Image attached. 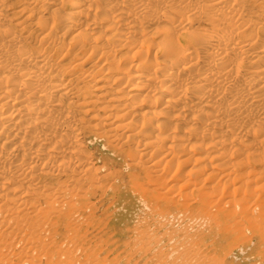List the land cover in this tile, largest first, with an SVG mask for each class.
Wrapping results in <instances>:
<instances>
[{"label": "bare ground", "instance_id": "1", "mask_svg": "<svg viewBox=\"0 0 264 264\" xmlns=\"http://www.w3.org/2000/svg\"><path fill=\"white\" fill-rule=\"evenodd\" d=\"M250 163L263 193L264 0H0V264H80L109 192L104 235L139 209L161 258L213 264Z\"/></svg>", "mask_w": 264, "mask_h": 264}, {"label": "rangeland", "instance_id": "2", "mask_svg": "<svg viewBox=\"0 0 264 264\" xmlns=\"http://www.w3.org/2000/svg\"><path fill=\"white\" fill-rule=\"evenodd\" d=\"M202 160L206 163V165L210 164L207 159L203 158V153L195 152L191 154L189 161L185 163L186 165L180 168L176 178H181L183 176L182 174L184 170L188 166H195V164L202 162ZM248 165L249 166L243 167L242 169L238 168L236 170V174L240 176L238 177L239 179L246 177L249 180H253L252 183L248 185L249 188H246L249 190L243 191V189H245L244 187L238 190L236 189V187L239 185L238 182L236 180H228L226 181V188L223 191L222 199H220V201H218L210 209L211 211L215 208L220 207L226 209V215L222 220L223 223L221 224V229L224 230V235L226 236V245H221L220 243L218 246H214L213 240H211V242H208V244H210L209 249H199V252H201L202 254H207V256L210 258L213 257V264H264V217L263 221L259 222V217L252 211V207L254 205H259L264 210V190L263 193H260V189L253 187L255 184L259 185V183H256L257 179H255L258 177V175L256 174L257 166L253 163H250ZM216 173H218V170L213 169L212 171L206 168L198 171V178L204 176V178L207 179L209 177L210 181H215L218 178L215 175ZM211 174L214 175L211 176ZM176 183L177 185L182 184L181 182ZM162 189L160 190L162 191ZM125 190H130L129 185H126ZM251 194H253L254 196ZM242 196H244V198L246 199V202L242 204V207L246 209L244 214L245 218H241L240 215L238 218V211H233L230 204H226L225 207L222 203L224 201L232 199V197L238 199ZM110 197L115 200H113L112 202V198ZM114 201L118 203L115 204ZM99 205L100 206L97 209L96 213L94 215L91 213V217H94V219L96 220L95 222L98 223V228L96 230H90L89 237L83 238L84 243L86 240H89V243L86 242L84 244V248L88 249L89 251L81 256L80 264H176L172 260L161 258L162 250H160V247H157L158 249H152L153 247L157 246V243L159 242L158 240L162 239V237L159 236L160 232L156 235L148 232L146 233L145 231H143L146 230V228L142 227L140 222L144 221L145 223L147 222L148 225L153 226V218L143 219L144 216L141 215L142 212H140L139 209H136L135 212L133 211L132 213H129L130 216L127 217L124 224L121 223V229L118 234L111 233L108 235H104L102 233L103 224L106 222L104 218L106 217V215L112 216V212H114L115 210H125L126 200H117L111 194V192H109L103 198L101 204ZM133 205H137L135 200ZM138 207V205L135 206V208ZM247 218H251L254 222L248 225V223H246ZM178 229L173 228V231L171 233L166 232V236L164 237L163 241L160 242L166 244L171 235H176L179 233ZM180 231H182L181 228ZM184 235L189 236L190 232L185 231L182 236ZM189 239L192 240L189 244V249H191L193 245H196V242L195 238L193 237H190ZM198 246L196 245V247ZM212 246L215 247L213 251L211 250ZM223 248H226V254L225 251H223ZM225 257L226 261H223ZM2 259L5 260L6 256L3 255ZM4 264H9V262L6 261ZM66 264H74V262L69 261V263Z\"/></svg>", "mask_w": 264, "mask_h": 264}]
</instances>
